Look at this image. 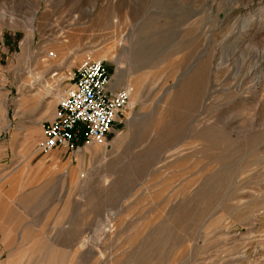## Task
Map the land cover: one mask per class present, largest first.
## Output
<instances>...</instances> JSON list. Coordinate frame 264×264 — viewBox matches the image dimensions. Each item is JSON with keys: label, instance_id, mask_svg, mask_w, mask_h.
<instances>
[{"label": "rangeland", "instance_id": "374dc122", "mask_svg": "<svg viewBox=\"0 0 264 264\" xmlns=\"http://www.w3.org/2000/svg\"><path fill=\"white\" fill-rule=\"evenodd\" d=\"M87 60L122 120L39 151ZM0 264H264V0H0Z\"/></svg>", "mask_w": 264, "mask_h": 264}, {"label": "built area", "instance_id": "2783aa9c", "mask_svg": "<svg viewBox=\"0 0 264 264\" xmlns=\"http://www.w3.org/2000/svg\"><path fill=\"white\" fill-rule=\"evenodd\" d=\"M73 85L55 115L42 125L38 150L104 142L129 105V88H116L103 60H87L73 74Z\"/></svg>", "mask_w": 264, "mask_h": 264}, {"label": "bare ground", "instance_id": "6f19581e", "mask_svg": "<svg viewBox=\"0 0 264 264\" xmlns=\"http://www.w3.org/2000/svg\"><path fill=\"white\" fill-rule=\"evenodd\" d=\"M98 20H99V19H98ZM113 22H114V24H117V23H119V19H115V20H113ZM124 39H125V38L121 37V38L119 39V43H123V41H125ZM127 41H129V40H127ZM126 43H127V42H126ZM129 46H130V45H129ZM129 46H127V47H129ZM110 59H111L112 61H116V56L113 55V53H112ZM130 91H131V90H130Z\"/></svg>", "mask_w": 264, "mask_h": 264}]
</instances>
